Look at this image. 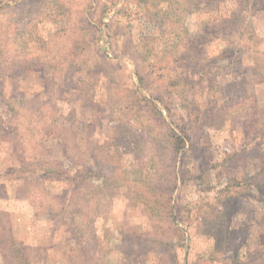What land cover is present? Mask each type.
Here are the masks:
<instances>
[{"label":"rangeland","instance_id":"rangeland-1","mask_svg":"<svg viewBox=\"0 0 264 264\" xmlns=\"http://www.w3.org/2000/svg\"><path fill=\"white\" fill-rule=\"evenodd\" d=\"M0 264H264V0H0Z\"/></svg>","mask_w":264,"mask_h":264},{"label":"trees","instance_id":"trees-1","mask_svg":"<svg viewBox=\"0 0 264 264\" xmlns=\"http://www.w3.org/2000/svg\"><path fill=\"white\" fill-rule=\"evenodd\" d=\"M13 245H14L13 243L10 244V246H13ZM10 246H9V247H10Z\"/></svg>","mask_w":264,"mask_h":264}]
</instances>
